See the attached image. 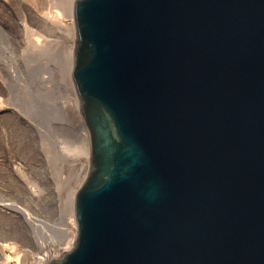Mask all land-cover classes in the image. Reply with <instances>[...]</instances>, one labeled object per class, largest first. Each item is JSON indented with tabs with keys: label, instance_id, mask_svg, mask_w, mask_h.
Listing matches in <instances>:
<instances>
[{
	"label": "water",
	"instance_id": "95a60500",
	"mask_svg": "<svg viewBox=\"0 0 264 264\" xmlns=\"http://www.w3.org/2000/svg\"><path fill=\"white\" fill-rule=\"evenodd\" d=\"M89 136L51 264H264V0H76Z\"/></svg>",
	"mask_w": 264,
	"mask_h": 264
},
{
	"label": "rangeland",
	"instance_id": "374dc122",
	"mask_svg": "<svg viewBox=\"0 0 264 264\" xmlns=\"http://www.w3.org/2000/svg\"><path fill=\"white\" fill-rule=\"evenodd\" d=\"M26 1L0 0V244L15 242L22 254L27 249L19 264H51L73 247L66 230L74 192L86 177L78 165L85 141L69 100L71 38L49 19L39 21ZM49 1L59 10L76 0ZM35 24L55 42L38 45ZM72 89L75 94L73 82ZM4 204L35 220L27 223ZM50 247L55 253L48 260Z\"/></svg>",
	"mask_w": 264,
	"mask_h": 264
},
{
	"label": "bare ground",
	"instance_id": "6f19581e",
	"mask_svg": "<svg viewBox=\"0 0 264 264\" xmlns=\"http://www.w3.org/2000/svg\"><path fill=\"white\" fill-rule=\"evenodd\" d=\"M26 5L28 7H30V10H31L30 13L35 14L37 16V18L39 19V21H42V19H45V20L49 19V21H51L53 24L62 26L64 32L67 33L69 35V37L71 38V41H70L71 46H70V49L68 50V52H69V57L71 58L72 64L69 68V75L67 78L68 84L70 85V91H71V93H70L71 97L69 98V100H70V104H72V108H73V111L75 113V116L79 121V124L77 125V131H78L79 135H81L85 141V145H84L85 148L83 147V149H84L83 156L81 155L83 160L78 165L81 168V170L82 169L84 170V176L85 175L87 176L88 172H89V168H90L89 163L91 160V148L88 144V139H89L88 133L86 132L84 125L82 124V120H80L81 118L79 116L80 101L77 98L76 92H75V94L73 92L72 80H71V74H72L71 70H72V65L74 63V49H75V41H76V26H75V20H74V6H75V4L72 7H70V6L63 7V9L60 6H56V7L60 8L59 10L52 7L53 5L51 4V2L49 0H27ZM35 26L38 29V32L36 33L37 38L35 40L38 45L43 46L45 44H48V42H55L56 39L52 38V36L49 35L48 33L43 32L39 28L40 27L39 25L35 24ZM3 85H4V83L1 84L2 87H3ZM82 178H83V173H82ZM76 193H77V191L74 192L75 198H73L72 202H71V209H70L71 210L70 211L71 217H70V221H69V226L66 230L67 233H69L70 236L72 237V240L69 242L70 246H73L72 242L74 241V239L77 236V224H76V219H75V199H76V195H77ZM1 206L7 210H10V211L16 210L15 212L18 214V216H21L27 223H31L32 221L35 220L33 218V216L28 211L22 209L21 207L17 206L16 204H11V206L4 204ZM67 225L68 224H66V226ZM40 245H41V249L44 250L45 246L42 244H40ZM21 249H23L22 246H18L17 243H15V242L14 243H7L6 242V243L0 244V264H12V262L15 260L19 261L18 264L22 263L26 258L27 249H25L26 251L24 254H22V251H24V250L21 251ZM52 249L53 248L50 247L45 251L46 255H44V256L45 257L47 256L48 260H51L53 257V256H51V253H53V252L55 253V251H52ZM53 250H55V249H53ZM8 252L11 255H8ZM29 255H31L30 252H29ZM35 255H37V254H35ZM32 256L34 257V255H32ZM37 263L41 264V261L38 259Z\"/></svg>",
	"mask_w": 264,
	"mask_h": 264
}]
</instances>
